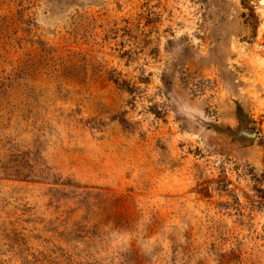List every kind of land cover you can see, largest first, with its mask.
Segmentation results:
<instances>
[{"label": "rangeland", "instance_id": "1", "mask_svg": "<svg viewBox=\"0 0 264 264\" xmlns=\"http://www.w3.org/2000/svg\"><path fill=\"white\" fill-rule=\"evenodd\" d=\"M0 264H264V0H0Z\"/></svg>", "mask_w": 264, "mask_h": 264}]
</instances>
